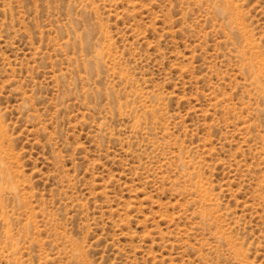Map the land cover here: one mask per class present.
I'll list each match as a JSON object with an SVG mask.
<instances>
[{"label":"rangeland","instance_id":"rangeland-1","mask_svg":"<svg viewBox=\"0 0 264 264\" xmlns=\"http://www.w3.org/2000/svg\"><path fill=\"white\" fill-rule=\"evenodd\" d=\"M0 264H264V0H0Z\"/></svg>","mask_w":264,"mask_h":264}]
</instances>
